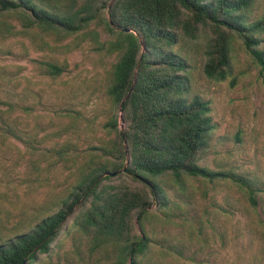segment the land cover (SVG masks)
Listing matches in <instances>:
<instances>
[{
	"label": "trees",
	"instance_id": "1",
	"mask_svg": "<svg viewBox=\"0 0 264 264\" xmlns=\"http://www.w3.org/2000/svg\"><path fill=\"white\" fill-rule=\"evenodd\" d=\"M104 10L109 40L98 41L95 31L89 34L98 49L118 56L105 91L113 109L103 124L107 138L92 147L96 155L81 161L67 157L66 147L56 153V164H62L72 177L68 194L57 208L50 207L53 212L44 216L42 212L28 231L0 243V264L37 263L41 256L50 254L62 230L73 237V243L84 246L87 257L104 255L105 262L111 260L109 264H147L150 241L145 225L158 217L155 211L167 220L176 214L170 213L176 203L164 188L166 178L181 191L186 179L229 182L243 193L252 209L260 206L263 197L259 195H264V190L256 182L233 171L201 166L215 125L208 102L191 94L189 72L192 54L197 53L206 79L223 82L230 78L233 85L232 62L238 46L264 78V3L0 0V34L5 30L7 34L18 33L7 21L10 16L20 22L24 32L36 28L50 36L54 49L65 47L62 39L100 21ZM44 45L50 48L48 42ZM36 63L50 79L60 77L67 68L65 62ZM21 94L3 91L0 95L3 144L9 137L23 140V131L18 129L20 116L34 111V105L24 103L27 94ZM118 170L123 171L126 181L113 183L111 176H104ZM177 209V216L183 214L181 207ZM77 251V255L82 254Z\"/></svg>",
	"mask_w": 264,
	"mask_h": 264
},
{
	"label": "rangeland",
	"instance_id": "2",
	"mask_svg": "<svg viewBox=\"0 0 264 264\" xmlns=\"http://www.w3.org/2000/svg\"><path fill=\"white\" fill-rule=\"evenodd\" d=\"M99 17L100 21L89 28L62 39L65 47L56 49L50 36L36 28L24 32L14 17L5 18L12 31L18 33L7 34L5 30L0 34V95L8 91L22 96L24 92V103L34 105V111L20 116L18 129L23 131V140L9 137L3 144L0 137V243L28 231L68 194L70 171L56 164V153L61 148L66 147L67 157L81 161L96 155L92 147L107 138L103 124L113 109L105 91L118 56L98 49L89 34L95 31L98 41L109 40L104 29L108 14L104 10ZM238 48L235 46L232 62L236 79L233 85L230 78L223 82L206 79L201 56L192 54L191 94L208 102L215 125L200 164L210 170L225 169L243 175L264 190V78ZM41 61L65 62L67 68L60 77L50 79L38 68L36 62ZM122 172L118 170L111 176L113 183L126 181ZM168 180H164V188L176 203L170 213L176 214L167 220L155 211L158 217L145 225L150 241L147 264H264L263 194L259 195L263 197L260 206L254 210L229 182L186 179L181 191ZM178 206L182 216H177ZM138 230L135 225L137 234ZM72 238L62 230L50 254L41 256L35 264L111 262H105L104 255L87 257L84 246L73 243ZM77 250L82 254L77 255Z\"/></svg>",
	"mask_w": 264,
	"mask_h": 264
},
{
	"label": "water",
	"instance_id": "3",
	"mask_svg": "<svg viewBox=\"0 0 264 264\" xmlns=\"http://www.w3.org/2000/svg\"><path fill=\"white\" fill-rule=\"evenodd\" d=\"M124 170V169H123ZM117 174V172H113V173H107L106 175H109V176H115Z\"/></svg>",
	"mask_w": 264,
	"mask_h": 264
}]
</instances>
